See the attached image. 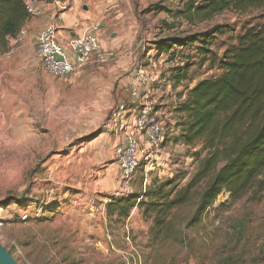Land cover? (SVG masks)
<instances>
[{"label":"rangeland","instance_id":"1","mask_svg":"<svg viewBox=\"0 0 264 264\" xmlns=\"http://www.w3.org/2000/svg\"><path fill=\"white\" fill-rule=\"evenodd\" d=\"M187 1L117 0L112 10L121 15L98 33L113 55L93 57L65 77L43 69L27 27L13 51L8 41L0 46V244L18 264H264V192L232 204L222 191L197 220L192 201L159 228L148 205L110 204L159 182L168 180L172 189L187 182L199 146L175 141L181 132L175 108L195 82L219 75L205 58L219 57L264 18L257 9L226 10L189 22L178 15ZM215 27L223 30L205 44L206 53L195 44L156 47L160 39ZM69 32L58 37L67 41ZM139 67L153 78L137 85L139 94L147 89L150 101L161 102L169 128L157 155L141 159L126 181L114 157L120 137L107 122L118 103L138 106L130 79ZM183 68L187 79L176 82L172 74Z\"/></svg>","mask_w":264,"mask_h":264},{"label":"trees","instance_id":"2","mask_svg":"<svg viewBox=\"0 0 264 264\" xmlns=\"http://www.w3.org/2000/svg\"><path fill=\"white\" fill-rule=\"evenodd\" d=\"M252 9L264 12V0H188L178 15L189 22H202L226 10ZM26 21L23 0H0V46L6 47L7 37L15 35ZM221 29L163 38L156 47L166 51L195 44L206 53L205 44L209 45ZM235 43L219 57L211 54L205 58L217 64L219 75L195 82L175 108L181 128L175 141L187 147L199 146L193 153L198 161L196 171L178 189H172L167 180L145 189L142 195L110 204L120 208L122 203L131 208L148 205L155 211L153 226L159 228L174 208L192 201L193 220H197L222 191L229 193L232 204L250 192H264V18L237 34ZM172 77L176 82L187 79V68L177 70Z\"/></svg>","mask_w":264,"mask_h":264},{"label":"built area","instance_id":"3","mask_svg":"<svg viewBox=\"0 0 264 264\" xmlns=\"http://www.w3.org/2000/svg\"><path fill=\"white\" fill-rule=\"evenodd\" d=\"M23 3L27 20L43 15V1L23 0ZM117 6L115 3L108 7V10L115 9ZM60 8L64 9L65 5ZM59 20H61V13H56L52 21L36 36V53L48 74L65 77L84 66L93 57L105 59L113 55L112 51L104 49L99 41L101 22H91L81 33L70 35L64 46L58 37ZM26 35L27 30L23 25L15 35L8 36L10 51L23 42ZM151 80L153 78L145 67L135 70L130 79V85L133 87L130 90L138 106L130 107L127 104L118 103L107 122V126L120 137V141L114 148V157L119 164L121 178L126 181L133 176L141 159L148 160L157 155L169 128L165 119L167 115L161 102L155 104L150 101L147 98L149 92L147 89L143 91V94H139L137 85L146 84ZM167 88L170 89L169 84ZM26 219L27 214L20 216L21 221Z\"/></svg>","mask_w":264,"mask_h":264},{"label":"crops","instance_id":"4","mask_svg":"<svg viewBox=\"0 0 264 264\" xmlns=\"http://www.w3.org/2000/svg\"><path fill=\"white\" fill-rule=\"evenodd\" d=\"M64 3V4H63ZM118 3L117 0H63L44 2L43 15L37 18L28 19L24 27L29 30V37L35 39L39 31L46 27L54 18L56 13H61L62 23H58L59 33L65 32L69 29L70 35L81 33L85 26L91 22H101V28L107 27L108 23L112 22L115 17L121 15L114 10H108V7ZM65 5L64 9H61ZM81 24V27L77 28L75 25ZM26 28V30H27ZM63 29V30H61ZM101 29V30H102ZM60 38V37H59ZM63 39V38H61ZM61 43L66 46V41L61 40Z\"/></svg>","mask_w":264,"mask_h":264},{"label":"water","instance_id":"5","mask_svg":"<svg viewBox=\"0 0 264 264\" xmlns=\"http://www.w3.org/2000/svg\"><path fill=\"white\" fill-rule=\"evenodd\" d=\"M0 264H18L8 250L0 244Z\"/></svg>","mask_w":264,"mask_h":264}]
</instances>
